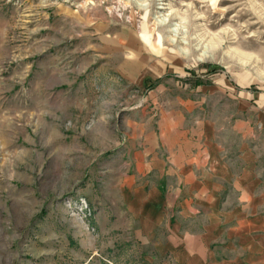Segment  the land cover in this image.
Wrapping results in <instances>:
<instances>
[{
    "label": "rangeland",
    "instance_id": "obj_1",
    "mask_svg": "<svg viewBox=\"0 0 264 264\" xmlns=\"http://www.w3.org/2000/svg\"><path fill=\"white\" fill-rule=\"evenodd\" d=\"M170 117L264 214V0H0V264H149L125 176Z\"/></svg>",
    "mask_w": 264,
    "mask_h": 264
},
{
    "label": "crops",
    "instance_id": "obj_2",
    "mask_svg": "<svg viewBox=\"0 0 264 264\" xmlns=\"http://www.w3.org/2000/svg\"><path fill=\"white\" fill-rule=\"evenodd\" d=\"M170 118L171 134L159 138L163 146L139 154L142 163L125 176L130 185L151 189L150 205L134 213V241L148 251L149 264H264L258 195L247 185L243 190L225 152L208 138L192 145L189 130L181 133ZM235 200L245 205L227 209L224 202Z\"/></svg>",
    "mask_w": 264,
    "mask_h": 264
}]
</instances>
